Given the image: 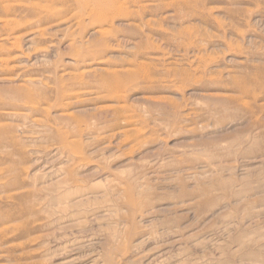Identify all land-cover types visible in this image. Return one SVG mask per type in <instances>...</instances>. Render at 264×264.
<instances>
[{"label": "rangeland", "instance_id": "rangeland-1", "mask_svg": "<svg viewBox=\"0 0 264 264\" xmlns=\"http://www.w3.org/2000/svg\"><path fill=\"white\" fill-rule=\"evenodd\" d=\"M0 264H264V0H0Z\"/></svg>", "mask_w": 264, "mask_h": 264}]
</instances>
